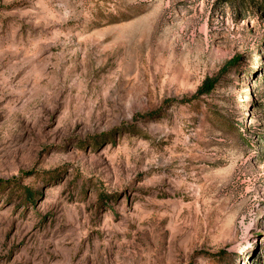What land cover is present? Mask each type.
<instances>
[{
    "label": "rangeland",
    "instance_id": "1",
    "mask_svg": "<svg viewBox=\"0 0 264 264\" xmlns=\"http://www.w3.org/2000/svg\"><path fill=\"white\" fill-rule=\"evenodd\" d=\"M258 7L0 0V264H264Z\"/></svg>",
    "mask_w": 264,
    "mask_h": 264
},
{
    "label": "trees",
    "instance_id": "2",
    "mask_svg": "<svg viewBox=\"0 0 264 264\" xmlns=\"http://www.w3.org/2000/svg\"><path fill=\"white\" fill-rule=\"evenodd\" d=\"M232 1V0H230ZM238 3L240 2H243V0H234ZM254 2H257L259 4V7L261 9V12L263 13L264 15V0H257ZM228 63H232V60L231 61H228ZM260 74H264V64L260 65V69L257 68V70L255 69V71L253 73H251V77L255 80L258 79V76ZM219 79H217L216 77H206L204 79V81L201 83V85L198 87L197 91L192 94L190 97H184L182 99V102L183 101H201L202 98L204 96H207L209 95L213 89H215V86L216 84L218 83ZM214 120H215V123L217 124V126L221 129V128H225V122L224 119H223V115H221L220 113H214ZM239 126L241 127L242 125L239 124ZM243 129H247L248 132L249 130H251L252 134H254L255 138L258 139L260 142L258 143L261 147H264V124L262 126H258L257 128H251V129H248L246 127H241ZM240 134H243L242 132H240ZM244 135V134H243ZM264 153L262 151H258V155H261V160H264ZM31 198V196H30ZM209 257L217 263L219 264H224L226 262V264H230L231 261L228 260V256H227V252L225 250L223 251H220V252H217V253H209L208 254Z\"/></svg>",
    "mask_w": 264,
    "mask_h": 264
}]
</instances>
